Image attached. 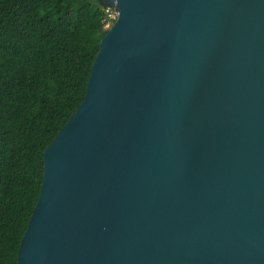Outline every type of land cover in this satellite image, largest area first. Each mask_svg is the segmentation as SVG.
Instances as JSON below:
<instances>
[{
    "label": "water",
    "instance_id": "95a60500",
    "mask_svg": "<svg viewBox=\"0 0 264 264\" xmlns=\"http://www.w3.org/2000/svg\"><path fill=\"white\" fill-rule=\"evenodd\" d=\"M100 1L16 264H264V0Z\"/></svg>",
    "mask_w": 264,
    "mask_h": 264
},
{
    "label": "trees",
    "instance_id": "16d2710c",
    "mask_svg": "<svg viewBox=\"0 0 264 264\" xmlns=\"http://www.w3.org/2000/svg\"><path fill=\"white\" fill-rule=\"evenodd\" d=\"M106 9L100 0H0V264H16L43 151L84 98Z\"/></svg>",
    "mask_w": 264,
    "mask_h": 264
},
{
    "label": "built area",
    "instance_id": "2783aa9c",
    "mask_svg": "<svg viewBox=\"0 0 264 264\" xmlns=\"http://www.w3.org/2000/svg\"><path fill=\"white\" fill-rule=\"evenodd\" d=\"M106 12H107V21L109 22V21H115V18H116V13L113 11V10H111V9H106ZM111 13L113 14V16H111ZM108 22H107V24H108ZM105 27H107L106 25H105Z\"/></svg>",
    "mask_w": 264,
    "mask_h": 264
},
{
    "label": "rangeland",
    "instance_id": "374dc122",
    "mask_svg": "<svg viewBox=\"0 0 264 264\" xmlns=\"http://www.w3.org/2000/svg\"><path fill=\"white\" fill-rule=\"evenodd\" d=\"M111 16H113V14L111 13ZM108 22V21H107ZM113 24V21H109L108 24L106 23L105 29L107 30L111 25Z\"/></svg>",
    "mask_w": 264,
    "mask_h": 264
}]
</instances>
